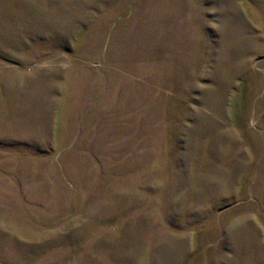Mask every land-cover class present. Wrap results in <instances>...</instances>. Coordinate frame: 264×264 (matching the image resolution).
Returning <instances> with one entry per match:
<instances>
[{
  "label": "rangeland",
  "instance_id": "rangeland-1",
  "mask_svg": "<svg viewBox=\"0 0 264 264\" xmlns=\"http://www.w3.org/2000/svg\"><path fill=\"white\" fill-rule=\"evenodd\" d=\"M0 264H264V0H0Z\"/></svg>",
  "mask_w": 264,
  "mask_h": 264
}]
</instances>
